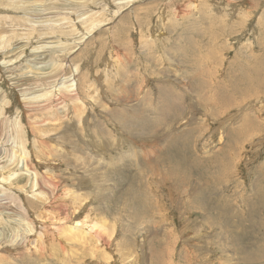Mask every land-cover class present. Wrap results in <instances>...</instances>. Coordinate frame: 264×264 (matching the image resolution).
<instances>
[{"label":"rangeland","instance_id":"rangeland-1","mask_svg":"<svg viewBox=\"0 0 264 264\" xmlns=\"http://www.w3.org/2000/svg\"><path fill=\"white\" fill-rule=\"evenodd\" d=\"M263 65L264 0H0V179L9 183L0 184V264L67 259L59 237L41 259L33 253L37 216L56 215L44 211L54 192L66 226L83 202L87 211L100 197L112 200L113 247L91 255L63 240L80 258L74 264H264ZM162 81L187 105V119L169 112V128L166 114L151 119L150 98L162 96ZM85 129L109 148L85 152L91 157L81 168L75 152L84 148L54 138L78 130L86 140ZM158 172L176 183L159 181ZM46 173L62 181L57 191L39 179ZM53 219L47 224L55 230ZM88 221L93 230L96 220Z\"/></svg>","mask_w":264,"mask_h":264},{"label":"bare ground","instance_id":"bare-ground-1","mask_svg":"<svg viewBox=\"0 0 264 264\" xmlns=\"http://www.w3.org/2000/svg\"><path fill=\"white\" fill-rule=\"evenodd\" d=\"M192 6V5H191ZM168 62L170 61L171 62V60L170 59H168L167 60ZM264 66V65H263ZM253 73V72H252ZM255 74V73H254ZM263 75V74H262ZM71 76H72V74H71ZM260 76V75H259ZM70 78V77H69ZM76 78V77H75ZM65 79H67V78H65ZM185 79L187 80V83H190V82H192L193 81V79L192 78H190L189 76H187L186 75V77H185ZM198 80V81H197ZM197 80H195L196 82H197V84H200V85H202L203 87L204 86H207V81L206 80H203L202 78H197ZM65 80H63V82H64ZM74 81V80H73ZM250 81V80H249ZM253 80H251V82H252ZM69 82H71V80L69 81ZM171 83L172 81L169 79L168 80V82H166V83ZM174 82V81H173ZM254 82V81H253ZM162 83V85H161V90H162V96L161 97H158V98H154V99H151L150 98V101H151V103H152V105H153V113H152V120H154L155 122H157V123H160L159 122V120H160V117L158 116L159 114V112L160 113H163L164 115L166 114V117H161L162 118V120L163 119H165V120H163V121H165L166 123L164 124V127H166V128H169V126L171 125V124H173V122L171 123L170 121V118H169V115H171V113H169V112H171V111H173V115H179L180 116V119L182 118V117H184V119H187L186 118V110H187V107H185V106H187L186 104H185V101H184V99L182 98V96H181V93L179 92V91H175L174 93H171L170 91H169V88H166V87H168L169 85H167L166 83H164L163 81L161 82ZM203 83V84H202ZM74 84V83H73ZM251 84V83H250ZM250 84H249V86H250ZM254 84H255V82H254ZM164 85V86H163ZM180 85V83H176V85H174V86H179ZM199 85V86H200ZM198 86V87H199ZM201 86V88L199 87V89L201 90V91H203V90H205L203 87ZM180 88L182 89V90H185L183 87H181L180 86ZM64 89H67V88H64ZM203 89V90H202ZM207 89V88H206ZM155 93H157L158 91H159V86H157V87H155V89L153 90ZM71 96H73V95H66V94H64V96L62 97V98H69V99H71ZM152 95H149V97H151ZM76 99H78L77 97H75ZM81 103V105H84V102H82V101H80L79 102V104ZM89 104V103H88ZM87 104V105H88ZM202 104H204V103H202ZM100 105V104H99ZM183 105V106H182ZM94 107H95V105H93ZM92 106V107H93ZM98 106V105H97ZM101 106V105H100ZM192 106V105H191ZM206 106L207 107H211L209 104H206ZM60 108V107H59ZM82 109H84V108H82ZM95 109V108H94ZM78 110V109H77ZM80 110V109H79ZM78 110V111H79ZM85 110H87V109H85ZM75 111V110H74ZM81 111V110H80ZM54 112V111H53ZM83 112V111H82ZM156 112H157V114H156ZM191 112V111H190ZM189 112V113H190ZM55 113V112H54ZM72 113V112H71ZM84 113V112H83ZM169 113V114H168ZM189 113H187V115L189 114ZM192 113V112H191ZM50 114V113H49ZM58 114V113H57ZM60 114V113H59ZM80 113L78 112V115H79ZM84 115V114H83ZM163 115V116H164ZM77 116V115H76ZM91 117H93L94 118V122L95 123H97L99 120H98V118H97V116H92V115H90ZM189 116V115H188ZM59 117H61V116H59ZM69 117V116H68ZM176 117V116H175ZM175 117H174V119H175ZM192 117H193V115L192 116H190L189 117V120H187L188 122L189 121H191L192 120ZM52 118V117H51ZM80 118V117H79ZM76 119V118H75ZM59 120V119H58ZM64 120V119H63ZM78 120V119H77ZM176 120V119H175ZM72 121V120H71ZM163 121H162V123H163ZM178 121V122H177ZM176 122H177V124H179L180 123V120H177ZM182 121V120H181ZM49 122V121H48ZM51 122H52V120H51ZM60 122H61V120H60ZM89 122H92V120H89L88 119V121H87V124L89 123ZM175 122V123H176ZM186 122V121H185ZM171 123V124H170ZM70 124V123H69ZM83 124V123H82ZM86 124V123H85ZM200 124V123H199ZM53 125H55V124H53ZM58 125V124H57ZM71 125V124H70ZM72 125H74V124H72ZM84 125V124H83ZM87 128H89L88 126H86ZM86 131V133H84L85 134V138H87L86 140H84L80 135H79V133H78V130H76V132H63L60 136H57V137H55L54 139H56V140H58L59 142L61 141V142H64L66 145H68V148L67 149H69V148H76V149H80V147L81 148H84V149H82L83 151H80V153L79 152H75V157H76V160H75V162H78L79 164H80V166H81V168H84L85 166H86V164H87V162L90 160V157H91V155H100V148H102V147H108L109 148V146H108V143H107V141H105V139L103 138V136H100V134H98L97 133V131L96 132H93L92 130H89V129H85ZM54 131H56V130H54ZM73 131V130H72ZM56 132H58V131H56ZM62 132V131H61ZM93 132V133H92ZM35 134H37L36 132H35ZM55 134V133H54ZM98 136H100L99 137V139H98V141H94V140H96L97 138H98ZM69 142H68V141ZM156 140L155 139H153L152 140V142L154 143V144H156V142H155ZM46 143V142H45ZM54 144V143H53ZM58 144V143H57ZM77 145H79L80 147H77ZM90 146V149L89 150H85V149H87L88 147ZM152 147H153V150H156L157 148H158V146L157 145H153L152 144ZM177 148V147H176ZM179 149V148H178ZM81 150V149H80ZM85 150V151H84ZM152 150V151H153ZM78 151V150H77ZM85 152H91V155L90 156H88V157H85V156H83V154L85 153ZM49 156L50 157H52L53 158V155L51 154V153H49ZM129 157H131V158H135L136 157V152L132 149V148H130V150H129ZM143 157H145V154H143L142 155V158ZM26 158V157H25ZM28 158V160H29V156L27 157ZM44 161H45V163L49 160L48 159V156L46 157V158H44L43 159ZM23 161H25V159L23 160ZM25 166H26V168H27V170H26V172L27 171H30L31 169L29 168V166H28V162L27 161H25ZM174 163V162H173ZM31 164V163H30ZM101 164L103 165V166H107L108 165V163H107V161H101ZM46 165H48V164H45V166ZM50 165H48V167H49ZM178 166H181V164H180V162L178 161V162H176L175 164H168L167 166H166V172L168 171V169L169 168H173V167H178ZM30 169V170H29ZM158 169V171H159V168H157ZM175 169V168H174ZM181 169V168H180ZM180 169L178 168V170L180 171ZM75 169L73 168L72 169V174H76V176L74 177V179L76 178L77 180H80V177H81V173L80 172H75L74 171ZM37 171V170H36ZM173 171V170H172ZM182 171V170H181ZM180 171V172H181ZM10 172V171H9ZM115 172L116 171H114V170H109L108 171V174H110V177H111V175H112V177H115L116 176V174H115ZM28 173V172H27ZM159 173V176L161 175V178H160V180L159 181H164L165 183H167V181L169 182V180H172L173 182H171L172 184L174 183H176V179H175V176L174 175H172L171 174V176H168V175H170V173H165V174H160V172H158ZM179 173V172H178ZM43 174V173H42ZM47 174V173H46ZM79 174V175H78ZM177 174V173H176ZM175 174V175H176ZM7 175H9L10 177H9V179H8V181H11L12 180V178H13V176H14V174L13 173H11V174H7ZM6 175V176H7ZM13 175V176H12ZM184 175V174H183ZM5 176V177H6ZM11 176H12V178H11ZM140 177H138V178H142L143 177V174L141 173L140 175H139ZM167 176L169 177V178H167ZM171 177V178H170ZM182 178V177H181ZM6 179V178H5ZM39 179L41 180V179H43V181H45L46 182V184H47V186L46 187H51L53 190H56L57 188H59V186L62 184V181L60 180V181H55V180H52L51 179V177H50V174H47V175H43V178H42V175L41 174H39ZM67 180H68V177H66V175H65V180L63 181V183H64V185H66V182H67ZM5 181H7V180H5ZM4 181V179H0V184H3V183H7V182H5ZM70 181V180H69ZM16 182V181H15ZM151 183V182H150ZM158 183V182H157ZM7 184H9V183H7ZM40 184H41V182H40ZM5 185V184H4ZM157 185V184H156ZM178 185V184H177ZM159 186V185H158ZM172 186V185H171ZM62 187V186H61ZM74 187V186H73ZM157 187V186H156ZM167 187V186H166ZM160 188V187H159ZM0 189H1V191L2 190H4V188H3V186L2 185H0ZM178 189V188H177ZM17 190H19V189H17ZM58 190V189H57ZM56 190V191H57ZM60 191V190H59ZM8 192V191H7ZM73 192H75V191H73ZM60 193V192H59ZM59 193L58 192H54V194H52V196L50 197L49 195H48V201H47V203H48V205H45V207H44V211H45V208L46 209H48V208H50V209H52V210H56L55 212V214L56 215H54V216H49V218H48V221L51 219V218H55V220L53 221V222H55V221H58L59 223H57L58 225L56 226V228L54 227V229L57 231V233H56V235H55V232H53V231H55V230H53V227H52V229H50L49 228V226H48V224H47V220H43V217H42V215H38L37 216V220L40 222H38L37 221V224L38 225H40V227H39V229L37 230V239H36V241H35V250L36 251H34L33 253H37V254H39V257H40V259H41V254L43 253L42 251V249H44L45 247H47L48 246V242L49 241H51V240H54L55 239V237H59V240H60V242L61 243H59V245L60 244H62V245H64L65 247H66V252H65V254H67L68 256H66L67 257V259H64V260H62V264H64V261H67V263H69V264H74L73 262L74 261H72L71 260V258H74L75 256V259L77 260L79 257H77L78 255H75V253L73 252L74 251V248H73V250H69L68 249V247H69V245L68 246H66V244L67 243H71V247H70V249H72V245H79V244H77V243H80V245L79 246H81V244H82V246L84 245V247L85 246H87L89 249H90V253H89V251H88V253L89 254H91V255H94V253L96 254V253H98V251H104V250H108V249H111V247H113V244L115 243L114 242V240H113V236H114V234L117 232V231H115V228H110V226H108L107 224H106V212H107V210H108V208L106 207V204H107V202H111L112 200L110 199V197L109 196H104V197H100L97 201H96V203L89 209V210H87V211H85V205H86V202L84 203H82L81 205H80V207H79V213H78V209H76L75 211H73V212H71V214H72V216L74 215V217H75V221L74 222H72V223H70L71 225H69V226H66V222H68L67 220H65V219H63V218H61V217H59V206H58V203L59 202H57L56 200H58V197H59ZM199 193V192H198ZM2 194V193H1ZM54 196V197H53ZM156 198V197H155ZM155 200V199H154ZM101 203H105L104 204V206H103V210L102 211H99L97 214L96 213H93L94 211H95V207L97 206V205H100ZM131 203V202H130ZM133 203H131V205H132ZM147 205V204H146ZM124 207H125V205H123ZM127 206V205H126ZM133 206V205H132ZM156 206V205H155ZM123 207V208H124ZM145 208H146V206H144ZM127 208V207H126ZM130 208V207H129ZM125 209V208H124ZM123 209V210H124ZM143 209V208H142ZM127 209H125V211H126ZM138 210V209H137ZM136 210V212H138ZM49 210H46V212L47 213H49L48 212ZM124 211V212H125ZM131 212H132V210H130ZM146 211V210H145ZM150 211V210H149ZM28 212V211H27ZM32 212V211H31ZM66 212H68V210L66 211ZM123 212V211H122ZM46 213V214H47ZM52 213V212H51ZM51 213H49L48 215H50ZM135 213V212H134ZM145 213H147V212H145ZM54 214V213H53ZM129 214V213H128ZM127 214V215H128ZM26 215H29L28 213H26ZM43 215H45V213H43ZM82 215H84V216H82ZM93 215H95V216H93ZM136 215V214H135ZM147 215V214H146ZM149 215H151L150 213H149ZM148 215V216H149ZM81 216H82V218H81ZM91 216L96 220V221H94V223H92V225H93V230L92 229H89V230H87L88 228H87V226H88V224H89V219L91 218ZM150 217V216H149ZM44 218H46V217H44ZM89 218V219H88ZM23 219H26L27 221L24 223L25 224V226L26 225H28L27 227H29V228H31L32 230L34 229V227L32 226V227H30L31 225H32V220L29 218V217H24ZM118 219H120V216L118 215V217H116L115 218V220H118ZM50 222V221H49ZM56 223V222H55ZM50 224V223H49ZM154 224V223H153ZM155 225V224H154ZM38 227V226H37ZM86 228V229H85ZM53 230V231H52ZM87 230V231H86ZM121 233H126V230L125 229H122L121 230ZM63 240H65L66 241V244H65V242H63ZM56 243V242H55ZM58 243V242H57ZM86 243H88V244H86ZM54 245V244H53ZM57 247V246H56ZM79 247H77V249H78ZM80 248H82V251L84 252V254H85V256L86 255H88V254H86L87 252L83 249V247H80ZM62 249V248H61ZM40 250H42V251H40ZM49 250V249H48ZM56 250V249H55ZM59 250V249H58ZM57 250V251H58ZM63 251H65V249L63 248L62 249ZM162 250V249H161ZM56 251V252H57ZM81 251V252H82ZM53 252H55V251H53ZM52 252V253H53ZM59 252V251H58ZM76 252H78V250L76 251ZM82 252V253H83ZM33 253H30L31 255L33 254ZM80 253V252H79ZM81 253V254H82ZM45 254V253H44ZM46 254H47V252H46ZM55 254V253H54ZM63 254V253H62ZM30 256V255H29ZM36 255H34L33 257H35ZM80 257H81V255H79ZM106 256V262H108V260H110L112 257H114L113 255H105ZM32 257V259H34ZM45 257V256H44ZM50 257V256H49ZM64 257H65V255H64ZM181 257V256H180ZM39 259V260H40ZM80 259V258H79ZM78 259V260H79ZM35 260V259H34ZM47 260H48V258H47ZM83 260V259H82ZM51 261H53V260H51ZM50 261V262H51ZM90 261V260H89ZM105 262V261H104ZM103 262V263H104ZM157 262V261H156ZM248 262V261H247ZM47 263V262H46ZM149 263V262H148ZM188 263V262H187ZM50 264V263H49ZM77 264V263H76ZM85 264H86V262H85ZM111 264V263H110ZM117 264V263H116Z\"/></svg>","mask_w":264,"mask_h":264}]
</instances>
